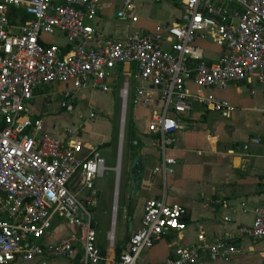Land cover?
<instances>
[{
  "label": "built area",
  "instance_id": "2783aa9c",
  "mask_svg": "<svg viewBox=\"0 0 264 264\" xmlns=\"http://www.w3.org/2000/svg\"><path fill=\"white\" fill-rule=\"evenodd\" d=\"M119 1L115 18L128 26L137 23L133 14L137 0ZM179 3L176 22L139 28L125 37H105L95 46L93 23L102 0H0V264L72 259L77 244L80 264H101L93 223L96 181L106 170L103 161L97 149L72 140L69 130L64 138L47 133L28 103L50 84L70 83L72 91L63 97L65 109L71 111L75 91H109L118 80L119 65L136 67L133 89L124 84L119 91L122 112L129 101L150 109L147 132L160 154L152 174L161 177L164 186L158 198L145 201L140 226L124 241L117 264H147L142 254L156 240L185 231L183 211L167 203L165 187L176 165L167 153L180 128L177 117L190 112L192 99L210 111L225 115L235 111L213 95L192 96L186 84L192 82L200 91L241 82L264 85V0ZM57 34L66 42L63 47L44 39ZM197 40H210L221 51L218 58L204 60ZM65 49L69 50L64 53ZM95 117L89 113V119ZM117 207L112 206L113 217ZM56 218L74 233L43 245ZM239 235L264 241V207L254 210L252 224L241 227ZM106 240L115 244L114 231ZM202 252L215 262L232 258L238 249L231 236L207 243L198 234L195 244L176 247L163 264H197Z\"/></svg>",
  "mask_w": 264,
  "mask_h": 264
},
{
  "label": "crops",
  "instance_id": "0c3cea01",
  "mask_svg": "<svg viewBox=\"0 0 264 264\" xmlns=\"http://www.w3.org/2000/svg\"><path fill=\"white\" fill-rule=\"evenodd\" d=\"M109 6L103 0L101 13L93 23L95 46L102 38L120 37H114L105 29L106 26L109 27L110 23L105 22L102 15L103 10ZM174 8L176 11L171 21L156 24L176 22L181 12L179 0H176ZM120 27L129 30L134 25L128 26L122 23ZM140 29L147 28L141 27ZM128 35L130 34L125 36ZM44 39L47 43H54L60 47L66 44L64 38L58 34L45 36ZM195 45L201 50L204 60L212 62L220 55L221 51L210 40H197ZM116 70L118 80L110 86L109 91H75L73 93V110L71 111L65 109L66 102L64 100L56 104L57 112L64 110L69 114L68 121H65V118L59 115L60 113H54L55 115L48 117L51 118L49 121L47 119L45 121V118L42 117L43 108L49 104V102L44 103L40 99L44 96L41 95L46 87L36 91L29 104L34 118L42 121L47 133L64 138V133L67 130L71 131L72 140L97 149L106 169L109 167H106L101 152L109 148L114 149V130L106 133L103 132V128L108 125L109 121L115 120L113 119L114 112L109 108L105 112L100 107H97L98 110L91 109L92 105L96 107L98 104L78 95L86 91L92 97L96 94L112 95L116 97V100L119 99V91L124 84H128L129 88L133 89V76L136 74V67L133 64L119 65ZM63 86L65 92L72 91L71 84ZM186 88L192 96H195L197 92H201L204 96L213 95L234 106L235 111L226 115L210 111L192 99L190 112L177 117L180 128L175 133V141L167 153L175 159L176 165L174 174L165 180L166 200L168 204H177L181 207L186 229L182 235L173 232L163 235L142 254L141 258L147 264H163L176 247L193 245L197 242L198 234H202L207 243H215L222 237L231 236L238 253L228 260L211 262L208 260L206 252H202L197 264H264V241L239 235L241 227L252 224L254 210L264 207V85L255 82L252 84L241 82L231 83L224 89L200 91L192 82H188ZM46 89L50 90L49 85ZM80 101L85 107L86 118L81 112L82 107L78 106ZM129 106L135 128L132 132L137 130L135 136L137 135L138 139L131 143L132 159L129 161L128 174L123 183L122 193H125L123 195L124 222L127 221L128 231L134 232L140 226L145 201L150 198H158L164 185L161 177L152 174L160 154L155 138L147 132L150 109L135 107L131 103ZM151 109L153 110V108ZM90 112L96 114L94 119H89ZM103 113L105 116L99 120V115ZM123 114L126 115V111ZM115 121L117 123V120ZM93 127L96 128L95 131L92 130ZM89 130L90 134L87 133ZM255 140H258L257 144L254 143ZM134 143L141 144V148L135 154H133V147L136 146ZM104 147L106 148L103 149ZM87 154L86 150L82 152V156ZM103 176L104 174L101 178ZM117 186L119 193L118 182ZM129 209H133L130 220L127 217ZM59 219H56L57 223ZM226 219L228 220L226 221ZM56 222L53 227L51 225L50 233L42 240L43 245L55 244L60 239L74 233L73 229L68 231L69 227L65 223L56 225ZM76 236L80 237L78 231H76ZM124 241L116 243L115 233V244L110 245L107 242V247L102 246L105 255L102 257L101 264H117L115 249L119 248L121 253ZM75 251V257L68 258L69 261L62 264H80V259L76 258L81 255L80 244L76 245ZM44 259L46 257L19 264H47Z\"/></svg>",
  "mask_w": 264,
  "mask_h": 264
},
{
  "label": "rangeland",
  "instance_id": "374dc122",
  "mask_svg": "<svg viewBox=\"0 0 264 264\" xmlns=\"http://www.w3.org/2000/svg\"><path fill=\"white\" fill-rule=\"evenodd\" d=\"M103 1V0H102ZM107 4L110 6L107 7L105 10H103L102 19H104L105 22H109V27H105L107 29L109 34H113L114 37L120 36L123 37L127 34H131L136 29H139L141 27H146L147 29H152L154 25L158 22H169L173 19V15L175 14L176 9L174 8V5L176 3V0H167L162 2H155L154 0H137L135 2V9L133 11V14L138 17L139 21L134 25L133 28H130L127 30L125 27H120L122 24L121 22L118 23V20L115 19L116 11L118 7L120 6L119 0H104ZM107 34V35H109ZM68 85L70 83H63V85ZM53 85V86H52ZM61 84H51L49 85L50 90L46 89L42 93L40 97L41 100H43L46 106L42 110V117L45 118V121L51 120V118H48L52 115H55L54 113H60L59 115H62V117L65 118V121H68V113H66L64 110H58L55 107L57 103L64 100V93H65V87ZM53 87V88H51ZM79 97H83L90 102L93 100L98 104V106L93 107V105L90 107L91 109H97V107H100V109L105 112L107 108L109 110H113L114 117L113 119L117 120V123L114 121H109L108 125L104 126L103 132L109 133V131L114 130V139H113V145L114 149L109 148L105 151L101 152L102 157L105 160L106 167H109L105 170L103 178H99L96 181V188H97V207L94 210V222L96 225V235H97V246H105L107 247V240L106 235L107 233L112 230L114 231V235L116 233L117 242L116 243H123L124 239L127 238L132 231H127V221L124 222L125 217V211L123 209L124 201H123V195L125 193H122L123 183L127 177V168L129 165V161L132 159V144L134 140H137V135L135 136V130L132 132L128 129V120L130 119L129 116V110L130 106L128 104L126 115H125V121H121L122 116V99L117 98L108 95H95L92 97L87 93L86 91L82 92L78 95ZM40 100V101H41ZM39 102V99H38ZM93 102V103H94ZM31 103V102H30ZM28 103V104H30ZM37 103V102H36ZM80 104H78L81 108V112L84 115V117H87L85 107H83V102L80 101ZM130 103V101H129ZM87 108V107H86ZM47 115V116H46ZM105 116V113L99 115V120ZM85 117V118H86ZM47 119V120H46ZM70 120V119H69ZM104 120V119H102ZM96 122V121H95ZM123 124V132H122V139H121V166H120V178L116 179V163H117V157H118V151L120 149L119 142H120V126ZM93 131L96 130L95 127L92 129ZM89 131H87L88 134ZM147 137V136H146ZM107 147V146H106ZM104 147L103 149H105ZM119 183V193L117 194V213L115 214V225L111 226L112 220H113V212H112V206L114 201V191H115V185L116 182ZM57 219V218H56ZM59 222L57 223L56 220L52 222V227L56 222L57 224H64L63 219H59ZM51 227V229H52ZM70 227L68 228V231L70 232ZM109 249V248H108ZM47 264H62L65 261H69L68 258H46L44 259Z\"/></svg>",
  "mask_w": 264,
  "mask_h": 264
},
{
  "label": "trees",
  "instance_id": "16d2710c",
  "mask_svg": "<svg viewBox=\"0 0 264 264\" xmlns=\"http://www.w3.org/2000/svg\"><path fill=\"white\" fill-rule=\"evenodd\" d=\"M68 50H69V49H65L63 52L65 53V52H67ZM129 116H130V119L128 120V123H127V124H128V129L132 131V130H134L135 128H134V124H133L132 119H131V111L129 112ZM140 148H141V144H140V143H137L136 146L133 147V154H135ZM132 214H133V209H129V211H128V213H127L128 220L131 219ZM93 227H94L95 230H96V225H95V223H93ZM127 231H128V229H127ZM129 236H130V235H129ZM129 236H128L127 238H125L124 240H125V241L128 240ZM97 248H98L99 251H100V255H101V257H103V256L105 255L104 248H103L102 246H100V247L97 246ZM119 255H120V249H119V248H116V249H115V260L118 261ZM76 258H77V259H81V255H78Z\"/></svg>",
  "mask_w": 264,
  "mask_h": 264
},
{
  "label": "water",
  "instance_id": "95a60500",
  "mask_svg": "<svg viewBox=\"0 0 264 264\" xmlns=\"http://www.w3.org/2000/svg\"><path fill=\"white\" fill-rule=\"evenodd\" d=\"M122 132H123V125H121V127H120V142H119V147H120V144H121ZM120 161H121V152H120V149H119V151H118V158H117V165H116V168L114 169L115 172H116V179H118V177H119ZM117 182H116V185H115L114 201H113V206H115V207L118 205V203H117V197H118V195H117L118 194ZM113 220H115V217H113Z\"/></svg>",
  "mask_w": 264,
  "mask_h": 264
},
{
  "label": "bare ground",
  "instance_id": "6f19581e",
  "mask_svg": "<svg viewBox=\"0 0 264 264\" xmlns=\"http://www.w3.org/2000/svg\"><path fill=\"white\" fill-rule=\"evenodd\" d=\"M123 125V124H122ZM114 226V225H113ZM110 231H112V230H110Z\"/></svg>",
  "mask_w": 264,
  "mask_h": 264
}]
</instances>
